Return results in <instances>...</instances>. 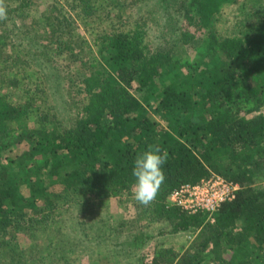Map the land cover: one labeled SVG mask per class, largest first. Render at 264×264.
Here are the masks:
<instances>
[{"label": "trees", "instance_id": "1", "mask_svg": "<svg viewBox=\"0 0 264 264\" xmlns=\"http://www.w3.org/2000/svg\"><path fill=\"white\" fill-rule=\"evenodd\" d=\"M33 1L5 0L7 19L0 21V48L8 46L16 54L12 66L0 72L10 87L0 86V138L14 132L17 144H30L17 152L16 178L0 156V264H79L82 255L92 262L106 256V264L117 263L118 256L127 264H264V83L256 79L264 78V3L251 8V19L245 17L249 10L231 34H224L213 24L235 2L171 0L168 11L181 27L174 38L190 48L183 58L170 46L154 44L153 25L159 23L152 21L149 0L53 1L41 18L24 23L20 7ZM186 23L206 33L200 30L199 40L192 41L182 26ZM80 37L83 43L92 41L93 48L82 50ZM74 63L85 68L77 83L82 97L68 107L69 119L63 121L62 87ZM20 72L22 81L33 73L41 80L33 88L21 87L22 103L1 91L20 85ZM39 99L51 105L48 112L41 113ZM150 144L167 149L169 156L156 199L143 206L133 198L132 169ZM212 174L239 189L211 216L167 203L174 189ZM49 181L62 184V193L44 189ZM21 183L30 185L35 199L46 194L34 212L49 216L59 199L64 205L75 201L86 219L51 218L54 223L44 228L41 243L32 236L29 251L19 248L8 229L21 227L31 236L37 230L33 224L40 223L9 207ZM80 194L101 201L132 197L137 221L145 222L141 243L153 242L152 254L133 253L125 232L135 230L131 222L112 221L100 211L104 202L89 212ZM166 232L196 234L180 249L165 244Z\"/></svg>", "mask_w": 264, "mask_h": 264}, {"label": "rangeland", "instance_id": "2", "mask_svg": "<svg viewBox=\"0 0 264 264\" xmlns=\"http://www.w3.org/2000/svg\"><path fill=\"white\" fill-rule=\"evenodd\" d=\"M53 1H63V0H34L33 3H31L30 5H27L26 7L21 6V11L23 13V15H25L24 18V23H30L31 21L41 18V16H43V13L46 11L47 7L51 4V2ZM175 1V0H174ZM174 1L171 0H149V5H150V11H152V21L156 18L158 20L159 24H155L153 25V30H152V34L155 35L154 37V44L162 47V48H168L169 46L171 47L173 52H176L178 55H180L181 57L184 58V52H189L190 48L187 44H182L181 40H175L174 36L179 34V30H181V27L179 26L178 21L175 20V17L173 15L172 12L168 11L170 9H168L171 6H173ZM231 2H235L232 3V7L228 6L227 8H224V12H222V15L220 16V21L215 22L214 27H216L221 33L224 34H231V30H233L234 26L236 27L237 24H240V20L242 18L245 17L248 19L252 18V15L250 14L251 12V8H254L255 5H259V3H264V0H231ZM227 4V3H226ZM230 5V4H229ZM250 10V11H249ZM249 11V14L247 13L246 16L245 12ZM242 16V17H241ZM22 17V16H20ZM228 19V22L225 23V20ZM18 20V19H17ZM244 22V21H243ZM78 23L79 20H78ZM35 26L37 24H34ZM185 29H187L190 32V37H193L192 41L195 40H199V38L201 37V31L203 30V32L206 33L205 28H201L199 25H190L188 26V24H183L182 25ZM77 30H79V32L83 31L82 26H80L77 28ZM39 31V30H38ZM237 31V30H236ZM235 32V31H234ZM46 33V32H45ZM79 34H83V33H79ZM85 38H87V40H91L89 39L86 35ZM84 37H80V39L82 41L81 42V47L83 48L82 50H86L89 48H93V43L92 41H87V43H83V41L85 40ZM174 38V39H173ZM47 39V38H46ZM190 42V41H187ZM186 50V51H185ZM94 52V50H93ZM10 55V56H9ZM15 53L11 52V50L9 49L8 46H1L0 48V72L5 71L6 69H8L10 67V65L12 66V58H15ZM196 53L193 49H191L190 51V59L195 58ZM19 59L23 62H29L30 59L25 57V56H18ZM63 56L60 58L62 60ZM85 60H87L88 58H84ZM185 59H188V57ZM19 63V61H18ZM50 64V63H49ZM20 65V63H19ZM181 68H184V64L182 63V65L180 66ZM12 68V67H11ZM33 66H31L28 71L31 72L32 71ZM14 70V69H13ZM83 70H85V68L80 67L79 64L74 63L73 66L66 70V77H67V81L65 83V86L62 87L63 89V101L65 100V107L63 110H66L65 112H63L62 114H64L62 116V120L66 121L69 119V112H68V107L69 106H75L74 105V101L76 98H81L82 97V92L79 91L78 89V82L80 83L83 77ZM25 70H23L22 72H24ZM13 75H11L12 77ZM20 76V80H21V72L18 75ZM10 77V78H11ZM38 76H35V74L33 73L31 78H24V80H21V84L18 86H11V90L12 91H8L7 89H2L1 91L3 92L2 94H9V99L13 100V102H20V94H21V87H23L24 85H26V87H30L33 88L35 86H38V83L41 81L39 79H37ZM161 79V78H160ZM256 79L258 80V83H264V78L263 77H256ZM159 80V79H158ZM159 86L162 85V81L159 80L158 81ZM0 86L6 87V88H10L9 86H7V81L0 78ZM49 94V91L47 92ZM47 95V94H46ZM139 96V94H138ZM47 101L49 100L48 104H50L52 101H50V98H46ZM25 100L22 99L20 103H22ZM47 101H43L42 99H39V101H37L38 105L41 106L40 110L41 113H45L46 111L48 112V108L51 107V105L47 104ZM48 107V108H47ZM44 108V109H43ZM30 126H35V123H29ZM15 134L14 132L10 133L6 138L1 137L0 138V156H1V162L3 163V165H9L12 168V172H13V177L15 176V178L17 177L16 174L17 172L15 171L17 169V157L18 154L17 152H20L21 150H28L30 147V144L28 141H22L20 143L17 144V142L15 141L17 137H14ZM228 163L223 162L221 165V167L223 169H226V165ZM25 171V169H23ZM212 172V171H211ZM264 183V182H263ZM48 185V186H47ZM19 193L17 196H15V201L12 202L9 207L13 208L15 212H18L19 210H23L26 211V213H28V216H32L33 217V223H35V221H39L40 223H37L36 225L33 224V226L37 227V230L34 232L35 235H27L25 233V229L21 228V227H12L9 228L7 236L11 237L13 239L12 242H14L15 244H17V246L19 248L25 249L27 251H29L30 247L33 246V237L32 236H37L39 239V243H41V241L43 240V238H45L46 233L44 232V228H48V225L51 223H54V221H57L58 219L63 221L65 219H69V220H73L74 219H80V220H84L86 219L85 216H80L77 212V205L75 203V201H71V204L69 203V201L67 202L68 205H64L61 203L60 199L57 201V205L58 208L56 210H54L49 216L45 215L48 218H45L43 212H34L35 211V206H41L43 204V198L46 195L45 193L40 194L37 199L33 198L34 196L30 193L29 187L30 185H27L25 183H21L19 185ZM62 187V184L60 183H56L55 182H51L49 181V183H47L44 187V189H47L48 191L51 190V192H54L53 195L57 194L60 192V189ZM62 192H60L59 194H61ZM79 199L82 202L87 201V203H89L87 205V207L89 209H91L89 212H91L93 209H95V207H97V205L100 203H103L105 205V209L102 208L100 211L101 212H105L109 215V217L112 219V221H115L118 225H120L121 220H126L130 223V226L134 227L135 230H131L130 228L128 229V227L125 229V232H127V234H129V240L127 241L129 245H131V247L133 249H135V252L138 256L139 255H143V256H149L152 254L153 252V247H154V243L150 241H148V243L144 242L143 244L141 243L142 239H141V232L145 229L144 225L145 222H141L139 223L137 221V209L136 207H134L133 205V201H132V197H119V196H114V197H102V201L101 200H96L95 198H91V196H86V195H78ZM62 202H64V195L62 194ZM101 201V202H100ZM34 205L32 206L31 204ZM84 206H86V204H84ZM88 212V213H89ZM87 213V214H88ZM86 214V215H87ZM51 218L54 220L53 222H50ZM135 218V219H134ZM134 219V223L132 222V220ZM44 221H45V227H44ZM192 234H196V232H166L164 234V238H165V244L167 246H176V247H180L181 246H187L188 243L192 240L193 235ZM143 241H147V240H143ZM136 244V246H135ZM141 245V247H139ZM102 257V258H101ZM76 258V257H75ZM95 258V257H94ZM117 263L116 262H110L109 264H127V262L123 259V258H119V256L117 257ZM95 259L99 260V262H95V261H91L88 260V258L86 256H80L79 258V264H106V261L108 259V257L103 256V255H98ZM110 259H112V257H110Z\"/></svg>", "mask_w": 264, "mask_h": 264}, {"label": "built area", "instance_id": "3", "mask_svg": "<svg viewBox=\"0 0 264 264\" xmlns=\"http://www.w3.org/2000/svg\"><path fill=\"white\" fill-rule=\"evenodd\" d=\"M238 189L237 183L212 174L199 182L182 184L174 189L169 194L167 203L180 207L189 214L206 212L211 216L223 202L234 199Z\"/></svg>", "mask_w": 264, "mask_h": 264}, {"label": "clouds", "instance_id": "4", "mask_svg": "<svg viewBox=\"0 0 264 264\" xmlns=\"http://www.w3.org/2000/svg\"><path fill=\"white\" fill-rule=\"evenodd\" d=\"M7 19L5 0H0V21ZM168 151L159 145H148L134 160L132 186L134 200L143 205H150L157 197L165 180L163 165L168 161Z\"/></svg>", "mask_w": 264, "mask_h": 264}]
</instances>
